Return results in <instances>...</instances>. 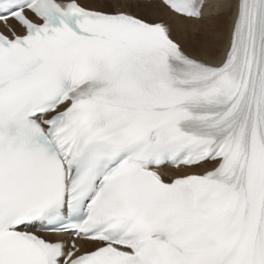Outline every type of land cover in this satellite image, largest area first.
I'll use <instances>...</instances> for the list:
<instances>
[{"label":"snow or ice","instance_id":"obj_1","mask_svg":"<svg viewBox=\"0 0 264 264\" xmlns=\"http://www.w3.org/2000/svg\"><path fill=\"white\" fill-rule=\"evenodd\" d=\"M0 264H264V0H0Z\"/></svg>","mask_w":264,"mask_h":264},{"label":"bare ground","instance_id":"obj_2","mask_svg":"<svg viewBox=\"0 0 264 264\" xmlns=\"http://www.w3.org/2000/svg\"><path fill=\"white\" fill-rule=\"evenodd\" d=\"M80 2L83 3V4H87V3L90 2V0H80Z\"/></svg>","mask_w":264,"mask_h":264}]
</instances>
